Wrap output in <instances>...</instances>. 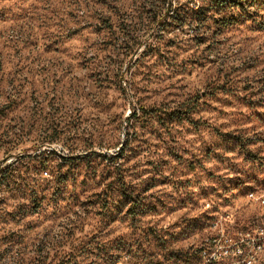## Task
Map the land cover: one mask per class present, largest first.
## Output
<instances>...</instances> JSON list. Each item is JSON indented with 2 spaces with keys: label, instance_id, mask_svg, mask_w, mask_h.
I'll use <instances>...</instances> for the list:
<instances>
[{
  "label": "rangeland",
  "instance_id": "1",
  "mask_svg": "<svg viewBox=\"0 0 264 264\" xmlns=\"http://www.w3.org/2000/svg\"><path fill=\"white\" fill-rule=\"evenodd\" d=\"M253 255L264 0H0V264Z\"/></svg>",
  "mask_w": 264,
  "mask_h": 264
},
{
  "label": "built area",
  "instance_id": "2",
  "mask_svg": "<svg viewBox=\"0 0 264 264\" xmlns=\"http://www.w3.org/2000/svg\"><path fill=\"white\" fill-rule=\"evenodd\" d=\"M250 196L252 197L253 194H250ZM247 241V240H246ZM257 246V244H255ZM255 245H253L255 247ZM237 247V251L234 250V248ZM258 249H261V245L258 246ZM224 253V254H223ZM220 252V255H228V254H232V255H235V254H238L240 255L241 254V250H240V247L238 246V243L235 244V246L233 247L232 251H229L228 249H225L224 252ZM214 254V253H213ZM213 254L211 255L210 259H214L215 257L213 256ZM254 260V255L253 256H250L247 258V263L251 264V262ZM245 261V262H246Z\"/></svg>",
  "mask_w": 264,
  "mask_h": 264
}]
</instances>
